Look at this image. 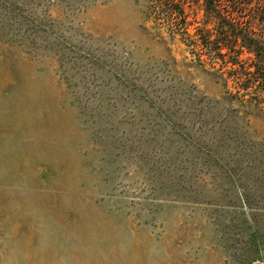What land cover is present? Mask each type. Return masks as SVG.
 Segmentation results:
<instances>
[{"label":"rangeland","instance_id":"rangeland-1","mask_svg":"<svg viewBox=\"0 0 264 264\" xmlns=\"http://www.w3.org/2000/svg\"><path fill=\"white\" fill-rule=\"evenodd\" d=\"M144 12L0 0V264H264V107Z\"/></svg>","mask_w":264,"mask_h":264},{"label":"trees","instance_id":"trees-1","mask_svg":"<svg viewBox=\"0 0 264 264\" xmlns=\"http://www.w3.org/2000/svg\"><path fill=\"white\" fill-rule=\"evenodd\" d=\"M139 1L146 19L164 27L170 36L193 37L190 44L196 50H217L198 57L220 61L233 84L229 100L252 105L249 102L256 99L264 107V0H202L204 17L213 28H195L193 34L189 0Z\"/></svg>","mask_w":264,"mask_h":264}]
</instances>
